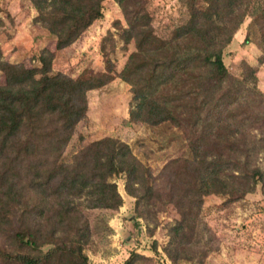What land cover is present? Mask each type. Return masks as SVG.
<instances>
[{
  "label": "trees",
  "instance_id": "16d2710c",
  "mask_svg": "<svg viewBox=\"0 0 264 264\" xmlns=\"http://www.w3.org/2000/svg\"><path fill=\"white\" fill-rule=\"evenodd\" d=\"M28 1L34 23L60 51L103 18L106 0ZM115 1L126 23L125 28L115 24L119 39L133 46L119 72L103 50L104 70L85 69L76 78L53 74L54 54L46 49L32 68L3 61L0 51L5 79L0 85V236L12 225L9 213L21 209L20 223L8 236L15 248L0 244V264H91L81 237H62L58 229L78 217L80 199L86 209H118L122 198L113 179L121 174L137 206L161 201L179 215L170 229L172 248L166 250L173 261L193 251L189 246L205 197L237 201L264 183V172L254 164L264 135L252 134H264V94L256 89L251 66L241 62L235 77L222 59L247 16L264 51V0L260 7L256 0H181L188 18L166 39L154 34L142 0ZM115 79L130 86L129 123L168 125L183 135L187 153L168 161L156 178L128 144L110 137L90 142L70 162L63 160L77 124L87 116L88 92ZM52 220L53 229L44 231ZM141 259L131 253L122 264Z\"/></svg>",
  "mask_w": 264,
  "mask_h": 264
},
{
  "label": "rangeland",
  "instance_id": "374dc122",
  "mask_svg": "<svg viewBox=\"0 0 264 264\" xmlns=\"http://www.w3.org/2000/svg\"><path fill=\"white\" fill-rule=\"evenodd\" d=\"M263 0H256V6ZM151 18V28L161 39L169 38L173 28L183 24L187 9L181 0H142ZM103 18L95 21L71 46L57 51L55 41L34 23L36 13L28 0H0V51L3 61L21 64L26 68L38 66L37 56L46 49L54 54L52 73L76 78L83 70H104L102 50L119 72L133 51L119 39L118 27L126 23L115 0H106L102 6ZM247 16L232 42L223 51V64L228 72L240 77L241 62L255 70L256 89L264 94V51L257 44L258 33L250 28ZM248 35V41L245 39ZM5 82L0 72V85ZM130 86L115 79L100 90L88 92V112L80 121L67 145L64 162L92 141L106 137L128 144L133 154L156 178L165 164L187 153L183 135L168 125L151 127L142 123H129L131 104ZM253 135L264 134L254 130ZM254 164L264 172V148L254 158ZM122 198L116 210L86 209L83 199L77 218L65 223L59 235L74 236L83 242V253L91 264H122L131 253L144 259L135 264H264V183L252 193L237 201L211 195L204 198L198 217L197 229L190 246L193 251L181 252L173 261L170 250V229L179 215L171 205L161 201L137 206L135 198L126 193L123 174L113 179ZM160 185L161 181L156 180ZM54 203H52L53 205ZM56 208V204L53 205ZM21 209L9 213L12 225L3 227L0 244L9 251L13 246L9 235L21 220ZM8 220V219H7ZM53 220L45 224L44 231L53 229ZM7 234L5 235V233ZM86 235V236H85ZM85 236V238H84Z\"/></svg>",
  "mask_w": 264,
  "mask_h": 264
}]
</instances>
